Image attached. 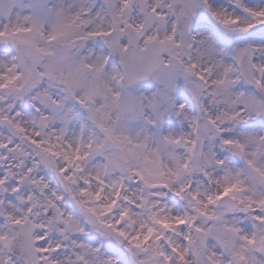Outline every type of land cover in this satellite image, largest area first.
<instances>
[{"label": "snow or ice", "instance_id": "snow-or-ice-1", "mask_svg": "<svg viewBox=\"0 0 264 264\" xmlns=\"http://www.w3.org/2000/svg\"><path fill=\"white\" fill-rule=\"evenodd\" d=\"M0 264H264V0H0Z\"/></svg>", "mask_w": 264, "mask_h": 264}]
</instances>
